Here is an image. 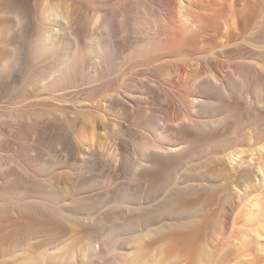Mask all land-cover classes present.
<instances>
[{
  "label": "rangeland",
  "instance_id": "rangeland-1",
  "mask_svg": "<svg viewBox=\"0 0 264 264\" xmlns=\"http://www.w3.org/2000/svg\"><path fill=\"white\" fill-rule=\"evenodd\" d=\"M125 1L0 0V264H264V236L240 232L264 176V0L254 33L202 53L152 51L163 34L142 5L122 25ZM96 41L109 54L92 57ZM214 70L225 95L198 87ZM183 77L201 106L172 93Z\"/></svg>",
  "mask_w": 264,
  "mask_h": 264
},
{
  "label": "bare ground",
  "instance_id": "bare-ground-1",
  "mask_svg": "<svg viewBox=\"0 0 264 264\" xmlns=\"http://www.w3.org/2000/svg\"><path fill=\"white\" fill-rule=\"evenodd\" d=\"M259 1L261 0H127L125 1L126 3L129 2V7L125 6V2H120L119 3V8L121 9V18H120V23H125V22H128L130 23L132 21V18L135 19L133 16L134 15H130V9L131 8H140L141 5L144 6L149 12V16H151V18H146L149 19V20H152L150 22L147 21V19L145 17H141L140 18V22L143 23V25L146 27V29H149V30H152V31H155L157 32V34H163L162 36L161 35H158V37H160V41L159 43L157 42V45H155L154 48H152V51H154L156 49V51H161V50H165V51H168V52H175V53H178L176 51H180V49L182 48H192L193 49H197L195 50L196 52H199V53H202L204 51H206L205 49H216V48H221V47H224V46H228L230 45L231 43L235 42V41H238V40H241L243 41V39L248 35H250L253 31H255V24L256 22L254 21V17L256 16L255 13L257 11V6L259 5ZM51 7V6H50ZM50 9V8H49ZM52 9V8H51ZM140 10V9H139ZM142 10V9H141ZM261 10V9H260ZM48 11V10H47ZM45 11V12H47ZM56 12H58L56 9H55ZM93 11V10H92ZM52 12L54 13V11L52 10ZM56 12L54 14H56ZM87 12V11H86ZM136 12V11H135ZM50 13V11L47 12V14ZM93 13V12H92ZM97 13V12H96ZM46 14V15H47ZM53 14V15H54ZM91 14V13H90ZM94 14V13H93ZM99 14V12H98ZM96 15H92L91 16V20L94 22L95 20L97 21L99 19V16ZM138 14H141V13H138ZM45 15V14H44ZM52 15V14H51ZM50 15V17H51ZM58 15V13H57ZM56 15V16H57ZM60 15V14H59ZM58 15V16H59ZM88 15V14H87ZM120 15V14H119ZM142 15V14H141ZM148 15V14H147ZM103 16V15H102ZM101 16V17H102ZM137 16V15H136ZM148 16V17H149ZM105 17V16H104ZM102 17V18H104ZM140 17V15H139ZM57 18L55 17L54 15V19ZM101 18V19H102ZM61 19V18H60ZM64 19V18H63ZM70 19V18H69ZM49 20V19H48ZM90 21V20H89ZM91 21V22H92ZM95 21V22H96ZM139 21L138 24H139ZM62 22V21H60ZM91 22L89 24H91ZM94 22V23H95ZM102 22V21H101ZM51 23V22H50ZM150 23V24H149ZM262 23V22H261ZM135 24V23H134ZM133 24V25H134ZM97 25V24H96ZM54 27V25H53ZM94 27V26H93ZM136 27V26H134ZM143 27V26H141ZM144 27V29H145ZM102 28V27H101ZM139 28V29H138ZM138 30H140V27L138 25ZM57 29V28H55ZM131 29V28H130ZM108 30V29H107ZM148 30V31H149ZM48 31V30H47ZM147 31V30H146ZM59 32V31H58ZM130 32V31H129ZM132 32V31H131ZM151 32V31H150ZM149 32V33H150ZM152 33V32H151ZM254 33V32H253ZM148 34V33H147ZM154 34V33H153ZM143 35V34H142ZM152 35V34H151ZM148 37V36H146ZM157 37V38H158ZM149 38V37H148ZM147 38V39H148ZM152 38V37H151ZM155 38V36H154ZM156 38V40H157ZM57 39V38H56ZM49 40V39H48ZM103 40V39H102ZM154 41V40H153ZM41 42V41H40ZM156 42V41H154ZM97 43V41L95 42V44ZM99 43V42H98ZM147 43V42H146ZM86 44V43H85ZM94 44V42H93ZM102 43H99V46L98 44H96V46L92 47V48H88L87 50L92 53L90 54L89 52H87L88 54H90L91 56L94 55V57H97L99 58L103 53V55L105 56L106 52H110L109 50L106 51L107 48L103 47L101 45ZM144 44V43H143ZM151 44V43H150ZM84 45V44H83ZM90 45V44H89ZM101 45V46H100ZM104 45V43H103ZM147 45V44H146ZM145 45V46H146ZM67 46V45H66ZM110 46V45H108ZM144 46V45H143ZM144 46V47H145ZM70 47V46H69ZM107 47V45H106ZM139 47V46H138ZM142 47V46H140ZM37 48V46H36ZM39 48V47H38ZM43 49H45L43 46H42ZM86 49V48H85ZM85 49H83L85 51ZM111 49V48H109ZM142 49V48H141ZM140 49V50H141ZM158 49V50H157ZM34 50V49H33ZM41 50V49H40ZM47 50V49H46ZM81 48H79L78 46L75 48V51L77 53H80V51L82 52L83 51ZM86 50V51H87ZM217 50V49H216ZM37 51V50H36ZM85 51V52H86ZM142 51V50H141ZM149 51V49H148ZM159 51V52H160ZM39 52V50H38ZM37 52V53H38ZM48 52V50H47ZM84 52V53H85ZM137 52H139L137 50ZM164 52V51H162ZM182 52V50H181ZM40 53V52H39ZM113 53V52H112ZM110 53V54H112ZM150 53H151V49H150ZM154 53V52H153ZM158 53V52H157ZM46 54V52L44 53ZM109 54V53H108ZM122 54V53H121ZM147 54V53H146ZM34 56H36L34 53H33ZM83 55V54H82ZM107 55V54H106ZM143 55V53H142ZM141 55V56H142ZM149 55V53L147 54ZM146 55V57H147ZM152 55V54H151ZM154 55V54H153ZM152 55V56H153ZM172 55V54H171ZM182 55H185V54H182ZM42 56V55H41ZM40 56V57H41ZM46 56V55H45ZM72 56V55H71ZM78 56V55H77ZM113 56V54H112ZM124 56V55H122ZM139 56V55H138ZM150 56V55H149ZM148 56V57H149ZM69 57V55H68ZM93 57V56H92ZM134 57V56H133ZM136 57V56H135ZM143 57V56H142ZM184 57V56H183ZM34 58V57H33ZM37 58V57H36ZM39 58V57H38ZM65 58V57H63ZM96 58V59H97ZM103 58V57H101ZM100 58V60H101ZM178 58V57H177ZM180 58V57H179ZM182 58V57H181ZM200 58V57H199ZM207 58V57H206ZM95 59V58H93ZM125 59V58H124ZM62 61L64 59H61ZM76 60H77V57H76ZM106 60V59H105ZM120 60V59H119ZM208 60V59H207ZM220 60V59H219ZM218 60V62H219ZM56 61V60H55ZM80 61V60H79ZM89 61V60H88ZM98 61V60H97ZM146 61V60H145ZM64 62V61H63ZM99 62V61H98ZM124 61H122L123 63ZM60 63V62H59ZM65 63V62H64ZM72 63V62H71ZM76 63V62H75ZM94 63V62H93ZM100 63V62H99ZM43 64V63H42ZM112 64V62H111ZM200 64V63H199ZM207 64V63H205ZM217 64V63H216ZM215 64V65H216ZM225 64V63H224ZM223 64V65H224ZM59 66V64H57ZM62 65V64H60ZM82 65V63H81ZM115 65V64H113ZM222 65V64H221ZM235 65V64H234ZM55 65H53L54 67ZM56 66V67H58ZM66 66V65H65ZM60 67V66H59ZM62 67V66H61ZM187 67V66H186ZM64 68V67H63ZM71 68V67H70ZM98 68V67H97ZM112 68V67H110ZM118 68V67H117ZM219 68V67H218ZM47 69V68H46ZM54 69V68H53ZM60 69V68H59ZM58 69V70H59ZM56 70V69H55ZM54 70V72H55ZM63 70V69H62ZM96 70V69H95ZM199 70V69H198ZM233 70H236V69H233ZM61 71V70H60ZM60 71H57V72H60ZM64 71V70H63ZM71 71V70H70ZM69 71V72H70ZM73 71V69H72ZM206 71V70H205ZM231 71V70H230ZM238 71V70H237ZM50 72V71H49ZM96 72V71H95ZM178 72V71H177ZM201 72V71H199ZM208 72V71H207ZM236 72V71H235ZM61 73V72H60ZM98 73V71H97ZM229 73V72H228ZM52 74V73H51ZM50 74V75H51ZM54 74V73H53ZM96 74V73H94ZM164 74V73H163ZM230 74V73H229ZM234 74V72H232V75ZM237 74V72H236ZM241 74V72H240ZM240 74H237L240 75ZM48 75V74H47ZM49 75V76H50ZM60 75V74H59ZM88 75V74H87ZM103 75V74H102ZM194 75V74H193ZM228 76L230 77L231 79V76ZM242 75V74H241ZM48 76V77H49ZM54 76V75H53ZM221 75L219 74L218 70H214V71H211V73L209 75H207V77L204 79V81H202L201 84L203 85H200L199 86L197 85L198 83H200V80L198 83H196V86L198 87H203L205 85H213L217 88V90L221 91L222 93L224 92V95L225 93L227 94L228 91V81L227 79L224 80L225 77H220ZM237 76H232V77H236L237 79H239ZM166 77V76H165ZM189 77V76H188ZM198 77V76H197ZM203 77V76H202ZM243 77V76H242ZM50 78V77H49ZM85 78V77H84ZM162 78V77H161ZM199 78V77H198ZM227 78V77H226ZM234 78L233 81H234ZM245 78V77H243ZM243 78H240L239 80L235 79V81L239 82L240 81L242 82V79ZM88 79V78H87ZM188 78L184 79L181 78L177 83H175L176 85L174 87H171V89H174L175 92H173L172 90V93H176L175 96L173 97H176L177 100H181L180 102V105L181 106H191V107H194V106H201V104L203 103L202 101L198 100V98H200L199 96L201 95H198L197 94V91L196 90H192V88L189 87L190 85V80H187ZM201 79V78H199ZM231 79V81H232ZM101 80V79H99ZM229 80V79H228ZM248 80V79H247ZM247 80H246V83H247ZM197 81V80H196ZM224 81H227V82H224ZM232 81V82H233ZM234 81V82H235ZM204 82V83H203ZM233 82V83H234ZM243 82L245 84V81L243 79ZM242 82V83H243ZM154 83V82H153ZM160 83V82H159ZM230 83V82H229ZM228 83V84H229ZM232 83V84H233ZM170 84V83H169ZM120 85V84H119ZM153 85H156V84H153ZM163 85V84H162ZM227 85V86H226ZM231 85V83H230ZM249 85V84H248ZM56 86V85H55ZM195 86V87H196ZM243 86H247V84L243 85ZM157 87V86H156ZM197 87V88H198ZM231 87V86H230ZM205 88V87H204ZM204 88H201V89H204ZM208 88V87H206ZM213 88V87H211ZM210 88V90H211ZM245 88V87H244ZM128 89V88H127ZM159 89V88H158ZM196 89V88H195ZM231 89V88H230ZM164 90V89H163ZM113 91V90H112ZM119 91V90H118ZM169 91V90H168ZM199 91V90H198ZM212 91V90H211ZM216 91V90H214ZM124 92V91H123ZM166 92V91H165ZM202 92V91H201ZM206 92V91H204ZM217 92V91H216ZM221 92H217V93H221ZM128 93V92H127ZM171 93V92H170ZM243 93V92H242ZM241 93V94H242ZM123 94V93H122ZM202 94V93H201ZM205 93H203L204 95ZM28 95V94H27ZM126 95V93H125ZM128 95V94H127ZM168 95V94H167ZM202 95V96H203ZM216 95V94H215ZM116 96V95H115ZM129 96V95H128ZM187 96H191L190 99L187 98ZM262 96V95H261ZM264 96V95H263ZM120 97V96H119ZM130 97V96H129ZM168 97V96H167ZM205 99V103L207 102V95L205 94V96H203ZM243 97V95H242ZM174 98V99H176ZM262 99V98H260ZM259 99V100H260ZM168 100V99H167ZM246 100V99H245ZM248 100V99H247ZM134 102V101H133ZM168 102V101H167ZM260 102H263L264 104V98L262 100H260ZM218 103V102H217ZM250 104V103H249ZM179 105V107H180ZM207 105V104H205ZM204 105V106H205ZM216 105V104H215ZM263 105L261 104V107ZM182 107V108H183ZM185 107V108H186ZM190 107V109H191ZM264 107V106H263ZM177 108V107H176ZM195 108V107H194ZM202 109V107H201ZM184 110H187V109H184ZM189 111V110H188ZM191 111V110H190ZM178 112V111H177ZM182 113V112H181ZM187 113V112H186ZM186 116V114H184ZM183 116V115H182ZM182 118V117H181ZM189 120V116L187 115V118ZM185 119V120H186ZM155 120V119H154ZM183 120V119H182ZM187 120V121H188ZM191 120V119H190ZM177 121V120H176ZM181 121V120H180ZM186 123L184 122V124L182 125V121H181V125L180 127H194L196 124L193 123V121L191 120V124L189 122ZM173 122V121H172ZM208 122V121H207ZM170 123V122H169ZM199 123V122H197ZM175 124H178V123H175ZM194 124V125H193ZM203 124V123H202ZM208 124V123H207ZM206 124V125H207ZM211 124V123H210ZM175 127V126H174ZM178 127V126H177ZM196 127V126H195ZM191 130V129H190ZM189 130V131H190ZM184 132V131H183ZM187 132V131H186ZM185 133V132H184ZM214 134V133H213ZM185 136V135H184ZM188 136L189 138H187L185 140V142L187 144H192L194 145V143L200 139H196L195 136H198V135H186ZM185 136V137H186ZM215 136V135H214ZM199 137V136H198ZM212 138V137H211ZM202 140V139H201ZM199 145V144H198ZM160 147V146H159ZM161 148V147H160ZM166 148V146H165ZM175 148V147H173ZM182 148V147H181ZM185 148V147H184ZM163 149V148H162ZM167 151L172 152L173 150H170L169 148H166ZM165 150V149H164ZM179 150V149H178ZM184 150V149H183ZM166 151V150H165ZM164 151V152H165ZM161 152V151H160ZM175 151H173L172 153L175 155L174 153ZM163 153V152H161ZM159 153V154H161ZM166 153V152H165ZM169 153L167 155H169ZM179 153V152H178ZM158 154V153H157ZM158 154V155H159ZM171 154V153H170ZM156 155V154H155ZM231 155V154H230ZM162 156V154H161ZM170 156V155H169ZM168 156V158H169ZM173 157V156H172ZM156 158V156H155ZM161 161V160H160ZM217 161V160H216ZM141 162V161H140ZM158 162V161H157ZM152 163V162H151ZM154 163V162H153ZM140 164V163H139ZM159 164V163H158ZM169 164V163H168ZM167 164V165H168ZM139 166V165H137ZM157 167V166H156ZM161 167V166H160ZM158 170L155 171L154 173V176L156 173H158L160 171V168ZM224 168V167H223ZM152 169V168H151ZM163 169V167H162ZM212 169V168H211ZM210 169V170H211ZM143 170V169H142ZM263 170H264V162H263ZM153 171V170H152ZM163 171V170H162ZM141 172V171H140ZM143 172V171H142ZM153 173V172H152ZM150 173V175L152 174ZM162 174V173H161ZM148 175V174H147ZM149 176V175H148ZM158 176V175H157ZM156 176V177H157ZM263 176V175H262ZM153 177V176H152ZM162 177V175H161ZM154 179V177H153ZM160 179V178H159ZM164 179V178H163ZM156 181V180H155ZM260 185H257L258 187H250V191H248V193L245 195L247 197V195H251L252 196H248V201L245 202V213L242 214V216L240 217V220L243 222V226H244V229L243 231H240L242 233H244V236L245 235V232H248V230L251 232L253 231V229L256 230L255 233L258 232V234L260 233L261 235L264 236V234H262L264 232V176H263V179H262V182L259 183ZM206 188V187H205ZM210 189V188H208ZM209 191V190H208ZM206 190V192H208ZM209 193V192H208ZM204 195L206 194H201V196L197 197L199 199H203ZM211 195V194H210ZM205 197H209L208 194L205 196ZM244 197V196H243ZM211 198V196L209 197ZM187 200V199H185ZM192 201V200H191ZM190 201V202H191ZM193 201H196L195 199ZM187 201H183V203L181 204H187L186 203ZM180 205V204H179ZM189 205V204H188ZM181 206V205H180ZM184 207V206H183ZM177 208V206H176ZM185 208V207H184ZM180 209V208H179ZM178 209V210H179ZM177 210V209H176ZM181 211V210H180ZM240 216V215H239ZM238 216V217H239ZM190 219V218H189ZM239 219V218H238ZM196 222V221H195ZM193 223V222H192ZM198 223V222H197ZM196 223V224H197ZM200 223V222H199ZM203 223V222H202ZM239 223V222H238ZM195 224V223H193ZM240 224V223H239ZM192 225V224H191ZM202 225V224H201ZM201 225L197 224L195 225L194 227H190V229L186 228V230H176L177 231H173L171 233H169V238L172 242L176 243L174 246H176L177 244L179 245H182V244H187L188 241H190L196 234H198V231H202L200 229H203L201 227ZM205 225V224H203ZM242 226V227H243ZM184 227V226H183ZM182 227H180L181 229ZM174 229V230H175ZM146 230V229H145ZM254 230V231H255ZM147 231V230H146ZM263 231V232H262ZM241 233V234H242ZM201 235V234H200ZM243 236V235H241ZM248 236V235H247ZM250 236V235H249ZM197 237V236H196ZM194 237V238H196ZM250 238V237H249ZM141 239V238H140ZM251 240V239H250ZM172 246V245H171ZM173 246V247H174ZM172 247V248H173ZM181 247V246H180ZM171 248V249H172ZM183 248V247H182ZM185 248V247H184ZM181 249V248H180ZM179 249V250H180ZM175 250V249H174ZM168 251V249H167ZM171 252V251H170ZM173 252V251H172ZM184 252V251H183ZM197 252V251H196ZM247 252V251H246ZM138 253V252H137ZM141 253V252H140ZM223 253V252H222ZM177 254V253H176ZM179 254V253H178ZM224 254V253H223ZM140 255V254H139ZM199 255V254H198ZM158 257V256H157ZM218 257V256H217ZM223 257V255H222ZM166 258V257H164ZM189 258V257H188ZM225 259V258H224ZM139 260V259H138ZM189 260V259H188ZM213 260V259H212ZM227 260V259H226ZM169 261V260H168ZM191 261V260H190ZM224 262V261H223ZM154 264V263H153Z\"/></svg>",
  "mask_w": 264,
  "mask_h": 264
}]
</instances>
